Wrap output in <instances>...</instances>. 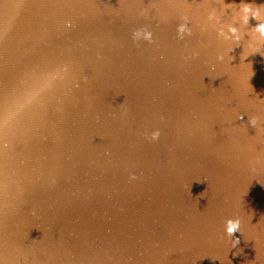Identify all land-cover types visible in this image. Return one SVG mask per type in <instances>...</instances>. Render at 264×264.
Segmentation results:
<instances>
[{
    "label": "water",
    "instance_id": "water-1",
    "mask_svg": "<svg viewBox=\"0 0 264 264\" xmlns=\"http://www.w3.org/2000/svg\"><path fill=\"white\" fill-rule=\"evenodd\" d=\"M212 7L0 0V264H264V45Z\"/></svg>",
    "mask_w": 264,
    "mask_h": 264
},
{
    "label": "clouds",
    "instance_id": "clouds-1",
    "mask_svg": "<svg viewBox=\"0 0 264 264\" xmlns=\"http://www.w3.org/2000/svg\"><path fill=\"white\" fill-rule=\"evenodd\" d=\"M220 11L218 12L216 7H212L208 11L206 16L205 24L202 30H207L211 27L216 31L218 38L223 41H231L234 45L239 46L241 41L247 36L251 43L249 47L255 46L256 52H259L260 46L264 45V5L256 6L250 3L236 4H226L224 0H218ZM230 10L232 14L231 22H224L223 16ZM250 20H255L256 26L250 27ZM189 18L185 15L181 17V23L177 27L178 38L183 40L186 36H191L193 34L192 28L189 26ZM69 27L71 25H68ZM133 39L135 41H146L149 44L154 43L153 34L147 28L138 29L133 32ZM231 51V49H230ZM254 52V53H256ZM246 58V57H245ZM218 60H223L224 57L218 56ZM243 120V116L239 117ZM250 125L257 129L260 124V118L253 116L249 119ZM160 131H154L151 134V141H158L160 138ZM132 179H136L135 176ZM241 221L239 218L227 219L225 221V231L228 237H233V235L240 231ZM240 243L239 239L233 241V247Z\"/></svg>",
    "mask_w": 264,
    "mask_h": 264
},
{
    "label": "snow or ice",
    "instance_id": "snow-or-ice-1",
    "mask_svg": "<svg viewBox=\"0 0 264 264\" xmlns=\"http://www.w3.org/2000/svg\"><path fill=\"white\" fill-rule=\"evenodd\" d=\"M45 87H47V85H45ZM31 99V98H30Z\"/></svg>",
    "mask_w": 264,
    "mask_h": 264
}]
</instances>
